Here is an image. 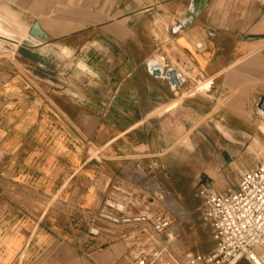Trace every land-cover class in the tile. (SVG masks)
Returning a JSON list of instances; mask_svg holds the SVG:
<instances>
[{"label": "crops", "instance_id": "0c3cea01", "mask_svg": "<svg viewBox=\"0 0 264 264\" xmlns=\"http://www.w3.org/2000/svg\"><path fill=\"white\" fill-rule=\"evenodd\" d=\"M193 1L0 0V264H131L155 238L137 224L91 236L76 210L139 168L171 188L180 156L223 166L209 142L240 136L215 106L264 96V37L247 38L264 34V0H207L187 19ZM182 139L196 143L181 155Z\"/></svg>", "mask_w": 264, "mask_h": 264}, {"label": "built area", "instance_id": "2783aa9c", "mask_svg": "<svg viewBox=\"0 0 264 264\" xmlns=\"http://www.w3.org/2000/svg\"><path fill=\"white\" fill-rule=\"evenodd\" d=\"M200 217L208 226L214 248L206 253L191 252L181 258L171 248L173 219L163 210L131 214L119 208V202L105 200L96 208L76 210L74 224L84 225L91 236H99L105 228L124 229L134 224L156 239L155 245L140 252L131 264H264V154L257 166L244 170L237 185L226 192L205 186ZM165 237L167 240H162Z\"/></svg>", "mask_w": 264, "mask_h": 264}, {"label": "rangeland", "instance_id": "374dc122", "mask_svg": "<svg viewBox=\"0 0 264 264\" xmlns=\"http://www.w3.org/2000/svg\"><path fill=\"white\" fill-rule=\"evenodd\" d=\"M214 111L215 114L228 111L230 128L222 130L225 133L229 130L240 136V139L235 140L209 142L217 149L215 154L221 156L223 166L214 172L202 170L199 166L187 168L182 165L184 157L180 156L173 167L174 170L165 174L166 182H169L171 188L168 184L163 187L151 174L139 168L137 176L132 179L133 184L129 182V187L122 185L118 190L112 189L107 198L109 203H113L114 198L118 199L119 208H124L131 214L165 211L177 225L178 230L174 231L170 246L181 258L191 252H209L215 245L210 228L203 224L200 217L202 198L198 194L199 190L207 184L218 192L225 186H236L241 173L254 167L264 154V110L255 103L245 105L243 101L231 96L227 101H220ZM175 143V151L182 155L186 147L192 148L196 142L182 139ZM166 168H169V165ZM139 174L144 176L140 177ZM152 184L159 186L160 190L155 189ZM161 190L182 206L183 214L167 204L165 194Z\"/></svg>", "mask_w": 264, "mask_h": 264}, {"label": "water", "instance_id": "95a60500", "mask_svg": "<svg viewBox=\"0 0 264 264\" xmlns=\"http://www.w3.org/2000/svg\"><path fill=\"white\" fill-rule=\"evenodd\" d=\"M207 0H194L191 7H190V12L187 14V19L193 18L195 15H197L204 5L206 4ZM30 34L33 35L34 37L38 38L40 41L45 42L50 39L49 34L45 32L39 25L37 21H35L31 28H30ZM264 34H250L247 35V38H263ZM153 73L156 75H162V70L158 67L153 69ZM165 76L168 78V80L176 85L181 83V79L179 78L176 70L174 69H169L166 71ZM258 107L261 110H264V96L261 97V99L258 102Z\"/></svg>", "mask_w": 264, "mask_h": 264}, {"label": "bare ground", "instance_id": "6f19581e", "mask_svg": "<svg viewBox=\"0 0 264 264\" xmlns=\"http://www.w3.org/2000/svg\"><path fill=\"white\" fill-rule=\"evenodd\" d=\"M140 175V177H142V176H144V175H142V174H139ZM151 183V182H150ZM155 186V184H152V186ZM151 187V186H150ZM162 188V187H161ZM155 189H157V190H160V187L159 186H155ZM161 192L163 193V194H165V200L167 201V204L169 203L171 206H172V208L174 209V210H176V211H178V212H180V213H182L183 214V208H182V206L179 204V203H177L169 194H167V193H165L164 191H162L161 190ZM257 263L258 264H262V262H261V260H259V259H257Z\"/></svg>", "mask_w": 264, "mask_h": 264}]
</instances>
